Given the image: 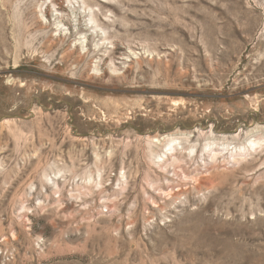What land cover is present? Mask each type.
Segmentation results:
<instances>
[{
  "label": "rangeland",
  "instance_id": "obj_1",
  "mask_svg": "<svg viewBox=\"0 0 264 264\" xmlns=\"http://www.w3.org/2000/svg\"><path fill=\"white\" fill-rule=\"evenodd\" d=\"M0 264H264V0H0Z\"/></svg>",
  "mask_w": 264,
  "mask_h": 264
}]
</instances>
